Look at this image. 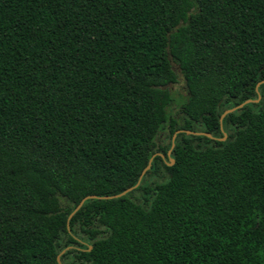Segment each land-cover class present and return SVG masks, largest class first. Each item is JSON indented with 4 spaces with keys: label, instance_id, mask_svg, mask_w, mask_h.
I'll return each instance as SVG.
<instances>
[{
    "label": "trees",
    "instance_id": "trees-1",
    "mask_svg": "<svg viewBox=\"0 0 264 264\" xmlns=\"http://www.w3.org/2000/svg\"><path fill=\"white\" fill-rule=\"evenodd\" d=\"M263 80L264 0H0V264H264Z\"/></svg>",
    "mask_w": 264,
    "mask_h": 264
},
{
    "label": "rangeland",
    "instance_id": "rangeland-1",
    "mask_svg": "<svg viewBox=\"0 0 264 264\" xmlns=\"http://www.w3.org/2000/svg\"><path fill=\"white\" fill-rule=\"evenodd\" d=\"M173 67L178 75V82L174 84H170L168 86V88L170 89L174 97V103L172 107L170 108V113L172 114L174 118L180 119L182 116V114L180 113L181 106L187 98V88H186L185 80L180 71L179 66L173 63ZM165 132L167 134V130ZM166 134L164 133L161 136V140L164 143L168 141Z\"/></svg>",
    "mask_w": 264,
    "mask_h": 264
},
{
    "label": "water",
    "instance_id": "water-1",
    "mask_svg": "<svg viewBox=\"0 0 264 264\" xmlns=\"http://www.w3.org/2000/svg\"><path fill=\"white\" fill-rule=\"evenodd\" d=\"M261 83H264V80L261 81L260 84H261ZM252 101L257 102L258 100H246L245 102L241 103L240 105H238V106H236V107H234V108H232V109L226 110V111L223 113L222 117H221V121H222L223 117H224L226 114L231 113V112H233V111H235V110H237V109L243 107L244 105H246L247 103H250V102H252ZM185 131H186L187 133L200 134V132H192V131H190V130H185ZM180 132H182V130H178V131L175 133V135L173 136V139H175V137L177 136V134L180 133ZM207 135H210V134L207 133ZM169 153H170V152H169ZM155 156H156V154H154L153 157L150 159V163H149V165L147 166V168L143 171V174H142V176H141V179H142V177L144 176V174L147 172V170L150 169L151 164H152V161H153V158H154ZM173 162H174V160L171 159V163H170V164H173ZM141 179H140V181H141ZM132 189H133V188H129V189H127L126 191H124L123 193L118 194V195H115V196H105V197H99V198L109 199V198H112V197H119V196H122V195L126 194L127 192L131 191ZM94 198H97V196H96V195H90V196H87V197L83 198L82 201H81V202L78 204V206L76 207L75 211L70 215L69 219H71V218L73 217L74 213H75L76 211H78V210L82 207V205L84 204V202H85L87 199H94ZM63 252H64V251H63ZM63 252H62V253H63ZM62 253H61V254H62ZM61 254H60L59 256H61Z\"/></svg>",
    "mask_w": 264,
    "mask_h": 264
}]
</instances>
